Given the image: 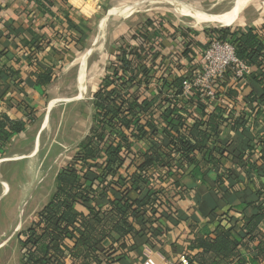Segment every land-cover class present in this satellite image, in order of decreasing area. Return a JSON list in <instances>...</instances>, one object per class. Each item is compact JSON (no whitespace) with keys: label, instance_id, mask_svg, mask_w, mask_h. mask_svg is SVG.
<instances>
[{"label":"trees","instance_id":"trees-1","mask_svg":"<svg viewBox=\"0 0 264 264\" xmlns=\"http://www.w3.org/2000/svg\"><path fill=\"white\" fill-rule=\"evenodd\" d=\"M170 26L147 20L110 60L92 94L89 135L59 172L37 220L19 234L21 264H139L144 245L162 248L174 264H264V185L255 183L264 177V163L251 160L247 145L236 157L222 131L233 115L228 100L240 95L231 83L256 82L262 91L252 87L251 100L264 103V26L204 33ZM212 40L231 42L238 59L256 70L236 83L228 70L214 85L216 102L196 86L185 93ZM38 52L30 47L27 60ZM57 66L37 68L34 88L48 87ZM3 75L15 86L23 82L20 70L4 68ZM24 107L27 121L0 111V157L37 115ZM214 169L219 176L212 190L227 206L205 216L200 194L183 179L206 185ZM189 199L195 206L179 209ZM183 224L187 239L172 241Z\"/></svg>","mask_w":264,"mask_h":264},{"label":"crops","instance_id":"crops-1","mask_svg":"<svg viewBox=\"0 0 264 264\" xmlns=\"http://www.w3.org/2000/svg\"><path fill=\"white\" fill-rule=\"evenodd\" d=\"M141 1L144 0H140L139 2ZM176 1L195 4L198 0ZM139 2L128 3L127 0H0V71L4 68H8L11 71L20 70V76L23 80L22 84L15 86L14 81L8 76L3 75L0 77V111L7 113L14 119H21L24 121H27L25 105H30L39 113L38 111L43 103L44 96L47 94V87L44 89L34 88L35 82L32 74L35 70L37 68L47 69L48 65L56 63L58 64L55 69L56 76L57 74L69 71L74 62L73 55L77 53V51L74 50V46L76 42L81 39V35L78 33L79 31L77 28L87 27V29H90L89 32H91L92 26H96L97 16L102 12L103 16L97 24L99 33L97 34L98 38L96 42L98 47L100 44L99 27L109 15L110 10L121 5H132ZM136 13L127 17H121L123 20H128ZM112 16L109 17L105 39L108 36L110 19ZM106 44L107 39L105 40L103 50L98 52H104L107 47ZM34 45L39 48L37 59L29 61L26 57L30 53V47ZM94 47L96 46H91L85 53H89ZM93 54L94 53L88 56L86 62L88 89L90 87L89 79L94 80L91 87L93 89L92 92L96 90L95 86L96 84L98 85L99 81L95 80L91 75L89 77L88 74L90 58ZM255 72L256 70H254L253 74H255ZM252 75L249 77H254V75ZM248 79L249 78L237 87L233 83L229 85V87L232 86L237 89L240 95H237V100L235 101V98L231 97L230 100H228V105L233 110V115L229 124H224L222 127V131L225 133V141L223 142L226 143L230 141L234 143L233 148L236 149V157L240 155V146H249L254 150V155L251 157V160L257 161L258 165H261L264 163V157L259 143L261 141L260 139L264 140V103L259 102L258 104L252 102L253 100L251 99L254 95L253 88L257 92H261L262 89L256 82H250L249 84ZM45 91L46 93L44 94ZM84 97L78 100H83ZM215 105H217V103ZM32 125V122L29 123L24 132L14 136L6 146L4 154L0 157V179L6 183V189H3V186L0 184V200L7 194V190L9 191V185L5 177L8 174V170L7 168H3V164L8 162H21L29 159L30 161L28 162H32L34 167L35 165L36 167L40 165L39 153L41 150L37 151L35 154H30L35 149L43 130L41 131L40 129L39 132L35 134ZM35 135H37V138ZM34 137L35 142H33ZM241 166L239 161H235L233 169L239 172ZM218 176L219 169L212 170L208 174L206 185L195 182L189 176L183 179L185 185L200 194L201 204L199 209L205 216L214 210H223L227 206L226 203L218 199L212 190ZM240 179L244 185L249 184L245 175H240ZM255 183L264 185V177L258 178ZM239 196L243 197L244 194L241 193ZM192 206H195V203L192 199H189L181 203L179 209L187 211ZM185 227L186 224H183L175 229L172 233L173 238L170 239L176 241L181 235L180 238L185 241L187 239L186 235L183 234L186 229ZM14 230L16 231V227ZM3 236L4 226L0 224V249L10 239L5 238L6 240H3ZM170 239L168 238V241H170ZM150 248L149 245H144L142 252L144 251V253H146Z\"/></svg>","mask_w":264,"mask_h":264},{"label":"rangeland","instance_id":"rangeland-1","mask_svg":"<svg viewBox=\"0 0 264 264\" xmlns=\"http://www.w3.org/2000/svg\"><path fill=\"white\" fill-rule=\"evenodd\" d=\"M129 1L127 0L128 3H132L140 0ZM172 1L184 3L176 0ZM196 2L192 5L201 11L215 15L232 11L238 0H198ZM102 16L103 14L100 12L97 16L96 26H92L91 32H89L90 29H87V27L77 28L78 33L81 35V42L78 40L74 46V50L77 53L73 55L72 68L67 72L57 74V76L55 74V80L46 89L47 94L44 96L39 113L32 121L35 134L40 129L41 131L43 130L36 144L41 148L35 149L30 154H35L41 150L39 153L40 165H37V167L35 165L34 167L32 162H28L30 161L29 159L3 164V168L8 170V174L5 177L9 185V191L7 190V194L0 200V224L4 226L2 239H10L0 249L1 264H21L23 254L19 244V234L30 228L37 220L40 210L47 204L54 193L57 175L62 169L67 167L82 141L89 135V128L92 125L91 100L94 93L91 87L94 80L89 79L90 87L88 89L85 75V93L82 96L80 95L78 99L85 97L83 100H78L77 95L82 90L81 83L79 86V71L81 75L83 62L88 55L85 52L91 46L97 47V24ZM110 16L112 17L108 29L107 47L104 52L97 51L94 53L89 63V77L91 75L95 80H99L98 85L105 75L110 60L114 59L117 50L124 44L126 39L129 41L133 35H137L147 20L160 21L166 27H171L170 24H172L199 33L216 28L245 29L248 27H262L264 26V0H252L234 18L224 20L225 22L221 21L204 25L196 24L199 17L192 18L188 14L170 6L155 8L151 11H140L128 20H123L121 17H127L123 11L109 12L107 17ZM130 43L132 44L133 42ZM81 57L82 66H80ZM98 85L96 84L95 88ZM54 100H57V102L49 117V123L47 127L42 128L49 104ZM35 137L33 142H35ZM15 227L16 231L14 230ZM148 257L156 258L163 263L165 261H175L162 248H150L146 253L144 251L140 252L139 264H142Z\"/></svg>","mask_w":264,"mask_h":264},{"label":"built area","instance_id":"built-area-1","mask_svg":"<svg viewBox=\"0 0 264 264\" xmlns=\"http://www.w3.org/2000/svg\"><path fill=\"white\" fill-rule=\"evenodd\" d=\"M18 1V0H13ZM202 71L197 75L193 84L186 82L185 93L188 94L193 86L201 88L206 97L216 102L214 85L222 79L228 70L232 72V82L244 80L254 73L255 68L242 63L236 56L235 48L231 42L212 40L204 55ZM262 152L264 144L261 145ZM186 264L185 259L181 260ZM142 264H174L173 261L160 262L156 258L148 257Z\"/></svg>","mask_w":264,"mask_h":264},{"label":"bare ground","instance_id":"bare-ground-1","mask_svg":"<svg viewBox=\"0 0 264 264\" xmlns=\"http://www.w3.org/2000/svg\"><path fill=\"white\" fill-rule=\"evenodd\" d=\"M252 0H238L236 6L233 8L232 11L225 13V14H208L207 12L201 11L199 10V8L195 7L192 4H187V3H178L172 0H144L141 3H137V4H132V5H126V6H121V7H116L115 9H112L110 11V13L113 12H117V11H123L125 12V14L131 15L132 13L135 12H140V11H151L154 10L155 8H163L166 6H170L173 8H176L178 10H180V12H183L185 14H188V16H191L192 18H197L199 17V19H197L196 24L197 25H204V24H209V23H216V22H221L227 19H232L234 18L235 15H237L241 10L245 9V7L251 2ZM108 21H109V17H106L104 19V21L101 23L99 29H100V44L98 47H94L90 50V52L88 53L87 57L90 56V54L92 53H96L97 51H101L103 50L104 44H105V33L107 30V26H108ZM225 22V21H224ZM195 24V25H196ZM99 33V32H98ZM87 57L85 58L84 62H83V67H82V72L80 75V83L82 86V90L80 91V94L77 95V99L80 97V95H84V91H85V71H86V62H87ZM82 66V65H81ZM81 89V88H80ZM74 98V97H73ZM57 102V100L52 101L49 104V108H48V113L43 121V126L42 128L47 127L48 123H49V117L51 115V112L53 110V107L55 105V103ZM38 142V141H37ZM41 148L39 145H36L35 149ZM34 149V150H35ZM33 150V151H34ZM32 151V152H33ZM0 184L3 186V189H5L6 187V183L2 181V179H0Z\"/></svg>","mask_w":264,"mask_h":264}]
</instances>
